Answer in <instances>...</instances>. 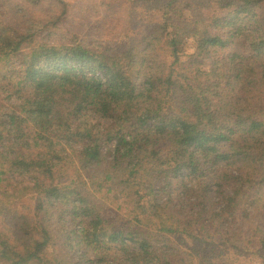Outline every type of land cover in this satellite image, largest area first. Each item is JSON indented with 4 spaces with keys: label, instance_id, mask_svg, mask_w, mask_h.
<instances>
[{
    "label": "trees",
    "instance_id": "1",
    "mask_svg": "<svg viewBox=\"0 0 264 264\" xmlns=\"http://www.w3.org/2000/svg\"><path fill=\"white\" fill-rule=\"evenodd\" d=\"M74 1L0 0V264H264V0Z\"/></svg>",
    "mask_w": 264,
    "mask_h": 264
},
{
    "label": "rangeland",
    "instance_id": "2",
    "mask_svg": "<svg viewBox=\"0 0 264 264\" xmlns=\"http://www.w3.org/2000/svg\"><path fill=\"white\" fill-rule=\"evenodd\" d=\"M83 0H75V9H74V17L72 22L69 23V28L73 29L74 32L83 36V38L87 39H117L124 38V31L121 29H115L113 27V23H111L109 16L106 14L104 8L95 12V11H87V9H83L79 7ZM92 2H97L98 0H91ZM80 12V13H78ZM100 18V19H99ZM71 20V18H70ZM196 52L195 41L190 39L187 42L183 43V49L180 53V57L182 60H187ZM172 59L169 58V61ZM112 224L117 222V219H111ZM121 224V223H120ZM252 249H256L255 247H250Z\"/></svg>",
    "mask_w": 264,
    "mask_h": 264
}]
</instances>
